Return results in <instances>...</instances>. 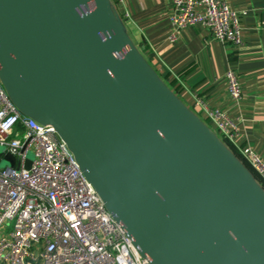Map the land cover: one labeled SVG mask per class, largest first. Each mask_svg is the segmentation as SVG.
Wrapping results in <instances>:
<instances>
[{
  "label": "water",
  "instance_id": "obj_1",
  "mask_svg": "<svg viewBox=\"0 0 264 264\" xmlns=\"http://www.w3.org/2000/svg\"><path fill=\"white\" fill-rule=\"evenodd\" d=\"M0 79L54 126L150 264H264L263 186L111 0H0Z\"/></svg>",
  "mask_w": 264,
  "mask_h": 264
},
{
  "label": "built area",
  "instance_id": "obj_2",
  "mask_svg": "<svg viewBox=\"0 0 264 264\" xmlns=\"http://www.w3.org/2000/svg\"><path fill=\"white\" fill-rule=\"evenodd\" d=\"M172 1L175 28L201 24L218 40L241 44L239 15L225 0ZM225 77L239 99L236 73L228 68ZM208 114L214 130L227 133L231 120L218 108ZM0 145V157H12L0 166V264H150L54 126L20 111L1 79ZM239 152L264 178V157L248 145Z\"/></svg>",
  "mask_w": 264,
  "mask_h": 264
},
{
  "label": "crops",
  "instance_id": "obj_3",
  "mask_svg": "<svg viewBox=\"0 0 264 264\" xmlns=\"http://www.w3.org/2000/svg\"><path fill=\"white\" fill-rule=\"evenodd\" d=\"M111 1L134 44L183 102L213 129L208 112L221 110L231 124L227 133L216 131L220 138L264 157V0H225L239 15V45L218 40L201 24L175 28L172 0ZM228 68L239 80V99L228 91Z\"/></svg>",
  "mask_w": 264,
  "mask_h": 264
},
{
  "label": "trees",
  "instance_id": "obj_4",
  "mask_svg": "<svg viewBox=\"0 0 264 264\" xmlns=\"http://www.w3.org/2000/svg\"><path fill=\"white\" fill-rule=\"evenodd\" d=\"M168 83V82H167ZM168 85L173 89L171 86V83H168ZM175 91V90H174ZM227 142V141H226ZM230 148L242 159V161L249 167V169L252 171L254 174L255 178L262 184L264 185V182L262 178L259 176V174L255 171V169L251 166V164L241 155L239 150H237L231 143L227 142Z\"/></svg>",
  "mask_w": 264,
  "mask_h": 264
},
{
  "label": "rangeland",
  "instance_id": "obj_5",
  "mask_svg": "<svg viewBox=\"0 0 264 264\" xmlns=\"http://www.w3.org/2000/svg\"><path fill=\"white\" fill-rule=\"evenodd\" d=\"M206 122L209 123V120L206 119ZM2 149H3V146L0 145V152L2 151ZM29 155L32 156V152H30ZM8 163H9V161H8V159L6 158V156H5V155H2V156L0 157V166H5V165L8 164Z\"/></svg>",
  "mask_w": 264,
  "mask_h": 264
}]
</instances>
